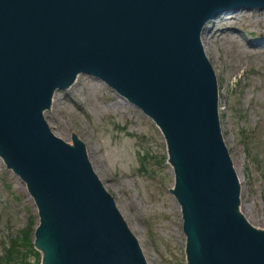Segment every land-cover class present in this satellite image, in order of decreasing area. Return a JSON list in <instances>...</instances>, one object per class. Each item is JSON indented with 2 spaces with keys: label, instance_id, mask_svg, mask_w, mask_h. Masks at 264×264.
<instances>
[{
  "label": "water",
  "instance_id": "1",
  "mask_svg": "<svg viewBox=\"0 0 264 264\" xmlns=\"http://www.w3.org/2000/svg\"><path fill=\"white\" fill-rule=\"evenodd\" d=\"M242 4L264 0H0V152L49 217L38 240L45 264H146L85 139L62 138L68 145L43 116L54 89L79 72L118 88L168 132L186 180L163 132L186 198L190 264H264V230L240 210L201 35L208 19ZM239 7L223 13L249 8Z\"/></svg>",
  "mask_w": 264,
  "mask_h": 264
},
{
  "label": "rangeland",
  "instance_id": "2",
  "mask_svg": "<svg viewBox=\"0 0 264 264\" xmlns=\"http://www.w3.org/2000/svg\"><path fill=\"white\" fill-rule=\"evenodd\" d=\"M231 27L240 30L220 35ZM204 34L220 88V125L238 169L240 210L264 230V8L221 13ZM116 92L79 74L52 95L46 109L52 130L70 143L85 139L94 170L137 231L146 264H190L186 198H179L163 130ZM44 217L28 183L0 153V256L30 218L36 244Z\"/></svg>",
  "mask_w": 264,
  "mask_h": 264
},
{
  "label": "trees",
  "instance_id": "3",
  "mask_svg": "<svg viewBox=\"0 0 264 264\" xmlns=\"http://www.w3.org/2000/svg\"><path fill=\"white\" fill-rule=\"evenodd\" d=\"M21 229L19 234L10 239V243L4 245V254L0 256V264H39L40 255L32 248V231L34 221ZM31 254H35L34 261Z\"/></svg>",
  "mask_w": 264,
  "mask_h": 264
},
{
  "label": "bare ground",
  "instance_id": "4",
  "mask_svg": "<svg viewBox=\"0 0 264 264\" xmlns=\"http://www.w3.org/2000/svg\"><path fill=\"white\" fill-rule=\"evenodd\" d=\"M217 16H219L218 14L217 15H215V17L213 18V19H215ZM239 28H234V27H231L230 29H228V31L229 32H226V31H223V32H221L220 33V35H225V36H233L234 34H236L237 32H239ZM203 34H204V32H203ZM204 38H205V41H206V44H207V42H209L210 40H208L207 38H206V35L204 34ZM231 40L229 41L230 43H232V42H234V38H230ZM249 46H251V47H256V45H252V44H249ZM236 69V68H235ZM118 94V93H117ZM120 95V94H119ZM121 97V96H120ZM122 98V97H121ZM52 99H53V97H52ZM125 99V98H124ZM53 102V101H52ZM77 137V134L75 133V134H73V137ZM78 138V137H77ZM40 244V246H41V248H42V250L44 251V253H45V249H44V247H42V245H43V243H39ZM44 246V245H43ZM142 252H143V249H142ZM144 253V252H143Z\"/></svg>",
  "mask_w": 264,
  "mask_h": 264
}]
</instances>
